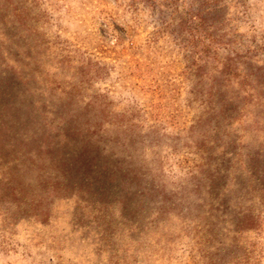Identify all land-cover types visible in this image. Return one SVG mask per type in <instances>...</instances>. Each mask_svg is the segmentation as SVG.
Instances as JSON below:
<instances>
[{"label":"rangeland","instance_id":"rangeland-1","mask_svg":"<svg viewBox=\"0 0 264 264\" xmlns=\"http://www.w3.org/2000/svg\"><path fill=\"white\" fill-rule=\"evenodd\" d=\"M4 9L0 83L26 78L22 104L34 113L61 105L59 86L73 88L78 104H102L103 120L158 125L155 141L145 138L147 129L141 133L143 163L166 193L205 167L195 143L207 125L206 78L226 63L231 82L224 89L236 96L250 87V94L236 96L242 111L223 134L242 145L264 139V0H7ZM201 57L209 61L205 68L194 66ZM243 70L259 79L257 87L243 82ZM50 110L47 122L60 111ZM63 194L68 198H56L43 222L30 213L5 214L0 204V264H110V245L98 235L102 223L80 218L74 191ZM173 215L146 239L131 241L117 229L116 245L127 251L121 264H195ZM260 240L264 264V215Z\"/></svg>","mask_w":264,"mask_h":264},{"label":"trees","instance_id":"trees-1","mask_svg":"<svg viewBox=\"0 0 264 264\" xmlns=\"http://www.w3.org/2000/svg\"><path fill=\"white\" fill-rule=\"evenodd\" d=\"M6 2L0 0V17L5 16ZM207 63L201 57L194 66L205 68ZM229 69L226 63L220 74L212 71L206 78L208 104L201 117H207V125L195 143L203 158L200 165L205 167L196 170L179 190L168 193L143 163L141 133L147 129L145 138L155 141L158 125L143 129L132 120H103L108 110L102 104H78L73 88L65 91L59 86L61 105L50 108L60 111L47 122L48 106L36 113L23 107L19 87L27 79L17 75L4 78L0 83L3 213H30L43 222L53 201L67 199L63 193L74 191L82 204L78 216L102 223L98 235L102 243L110 245V264L126 259L127 251L122 253L116 245L117 229H123L131 241L135 236L146 239L149 232L163 228L170 212L172 220H178L195 264H258L264 215V139L242 145L237 143L238 137L228 140L223 134L242 111L235 104L236 96L250 94V87L236 96L228 94L224 88L231 82ZM250 71L243 70L241 75V70L240 78L254 89L253 82L257 87L259 79ZM6 114L10 122L2 117ZM251 127L254 133L258 130L254 118ZM193 129L191 125L188 131Z\"/></svg>","mask_w":264,"mask_h":264}]
</instances>
